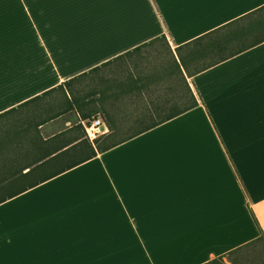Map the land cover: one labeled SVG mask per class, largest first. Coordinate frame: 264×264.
<instances>
[{"label": "crops", "instance_id": "obj_1", "mask_svg": "<svg viewBox=\"0 0 264 264\" xmlns=\"http://www.w3.org/2000/svg\"><path fill=\"white\" fill-rule=\"evenodd\" d=\"M262 6L0 0V140L58 95L118 85L4 145L0 264H208L260 245L264 41L193 74L184 61ZM95 113L108 133L91 140Z\"/></svg>", "mask_w": 264, "mask_h": 264}, {"label": "trees", "instance_id": "obj_2", "mask_svg": "<svg viewBox=\"0 0 264 264\" xmlns=\"http://www.w3.org/2000/svg\"><path fill=\"white\" fill-rule=\"evenodd\" d=\"M262 8H264V6L247 14L244 17H241L218 28L217 30H214L205 36L196 39L195 42H199L205 39L207 36H211V34H216L218 36L216 40L208 42L206 47L203 48V55L209 53V51L212 49L213 55L208 61L202 62L192 70L184 61V65L186 66L188 73L193 74L199 72L253 45L258 44L254 43L253 40H259L260 34L264 32V12L261 11ZM254 31L258 33L256 35H252V32ZM262 41L264 40H260V42ZM117 92L118 85H106L99 88H93L46 109L41 114L20 126L16 131H14V133L0 140V152L4 149V145H7L6 142L11 140L13 136H25L50 120L82 108L99 99L116 94ZM99 116L102 115L97 113L91 114L86 116L84 120L91 121L93 118Z\"/></svg>", "mask_w": 264, "mask_h": 264}, {"label": "rangeland", "instance_id": "obj_3", "mask_svg": "<svg viewBox=\"0 0 264 264\" xmlns=\"http://www.w3.org/2000/svg\"><path fill=\"white\" fill-rule=\"evenodd\" d=\"M86 89L89 90L91 88L88 87ZM63 101H65V98L62 95H58V97L55 99V101L52 104L57 105ZM90 142H92V141L90 140ZM235 254H236L235 259L240 261L241 264H248V262H251V264H260V261L262 259V243H260V245H256L254 247L249 248L245 252H244V250L243 251H236ZM223 260L222 261L216 260V261H213V262L208 263V264H231V261L227 260L226 257Z\"/></svg>", "mask_w": 264, "mask_h": 264}, {"label": "snow or ice", "instance_id": "obj_4", "mask_svg": "<svg viewBox=\"0 0 264 264\" xmlns=\"http://www.w3.org/2000/svg\"><path fill=\"white\" fill-rule=\"evenodd\" d=\"M262 12H264V8L261 9ZM260 40H264V32L260 34L259 40H253L254 43H259ZM5 77V60H4V48H3V25L2 22H0V84L3 83ZM258 227H261L258 225ZM262 243V259L260 261V264H264V229L261 231V240L258 241ZM251 247V246H250ZM236 254L232 253L229 255L228 259L231 261V264H241L240 261L235 259ZM248 264H251V262H248Z\"/></svg>", "mask_w": 264, "mask_h": 264}, {"label": "built area", "instance_id": "obj_5", "mask_svg": "<svg viewBox=\"0 0 264 264\" xmlns=\"http://www.w3.org/2000/svg\"><path fill=\"white\" fill-rule=\"evenodd\" d=\"M86 136L91 140H96L108 133V127L102 116L95 117L91 121H83Z\"/></svg>", "mask_w": 264, "mask_h": 264}]
</instances>
